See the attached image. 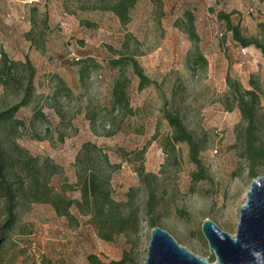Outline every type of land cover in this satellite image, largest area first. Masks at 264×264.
<instances>
[{
    "label": "rangeland",
    "instance_id": "obj_1",
    "mask_svg": "<svg viewBox=\"0 0 264 264\" xmlns=\"http://www.w3.org/2000/svg\"><path fill=\"white\" fill-rule=\"evenodd\" d=\"M101 5V0H0V60L4 54L21 64L0 84V111L21 100L30 74L26 60L34 85L31 103L15 115L25 127L6 133L3 146L13 163L15 143L56 165L50 186L72 200L80 198L77 158L85 144L94 146L87 157L109 176L111 197L119 203L130 198L140 211L139 230L105 242L86 211L73 207L68 220L48 204L22 200L15 228L0 229V264H88L89 255L104 263L125 258L126 264H145L151 219L179 246L214 262L201 225L209 219L234 236L251 184L237 141L245 125L227 77L244 90L256 89L258 146L264 149V54L253 47L242 54L219 15L264 45V0H162L161 9L138 0L126 25ZM185 12L193 15L196 48L205 64L194 63L193 45L177 26ZM131 59L148 80L143 89L131 67L109 65ZM121 76L128 80L131 113L111 109L112 87ZM37 111L44 119L34 118ZM165 113L179 116L197 146L196 162L186 143L170 144L173 131ZM13 166L17 186L20 168ZM254 168L264 176V158ZM140 169L149 177L141 180ZM4 206L0 196V227Z\"/></svg>",
    "mask_w": 264,
    "mask_h": 264
},
{
    "label": "trees",
    "instance_id": "obj_2",
    "mask_svg": "<svg viewBox=\"0 0 264 264\" xmlns=\"http://www.w3.org/2000/svg\"><path fill=\"white\" fill-rule=\"evenodd\" d=\"M102 5L100 10L111 12L117 17L121 25H126L129 21V12L138 0H101ZM152 5L161 9L162 0H149ZM184 20L179 21L177 26L187 35L189 41L194 48V63L205 64L203 56L198 52L196 44L198 43V36L195 31L194 18L190 12L183 14ZM220 18L226 21L227 31L235 42L242 48L253 47L264 54V45L260 44L252 38H246L242 35L238 25H232L229 17L220 14ZM20 63H13L8 60L6 55H1L0 60V84L4 85L6 80L13 77V70ZM25 65L30 69V74L23 87V96L21 100L12 107L0 111V196L5 201L4 217L5 220L0 229L4 232L12 231L18 221L17 209L20 202L23 200L29 204H48L52 207L54 212L61 217L68 220L72 219L70 211L73 207L79 211H86L91 219L93 226L97 231V235L105 242L113 241L117 235L133 231L137 232L140 227V211L131 203V199L126 203L116 202L111 197V190L109 184V176L105 175L102 170L95 167L94 160L88 158V151L95 149L90 144H85L82 151L77 158L79 170L77 171L76 188L79 191V200H72L63 193H57L50 186V179L58 169L56 165L50 161L30 156L26 151L20 149L15 143L13 144L14 151H17L18 184L11 180L13 173H16V166H13L12 156L4 148V140L6 133L18 131L25 127L21 120H17L15 115L20 108L29 106L34 94L33 69L30 62L26 60ZM109 65L112 68L129 66L139 79V89H143L148 80L143 75L137 62L131 60H113ZM85 68L79 70L80 79L85 76ZM61 87H65L62 80H58ZM127 84L128 80L125 76L119 77L113 84L111 91V109L112 111L129 112V101L127 98ZM227 86L230 93L235 98V105L238 109L244 128L242 130V137L237 136V141L241 142L242 152L241 157L248 162L250 167L249 179L251 182L258 177L255 171V163L264 158V149L258 146L260 137L259 124V96L256 89L244 90L241 85L227 77ZM165 120L173 131V135L169 139L171 145L174 143H186L189 147L191 159L196 162L197 146L191 141L190 136L185 132V128L177 114L165 113ZM34 118L44 119L41 111L34 113ZM85 159H82V157ZM13 163V164H11ZM107 165V162H106ZM138 175L141 180L149 177L143 173V170H138ZM154 195L152 192L148 193V212L152 213L154 210ZM151 229L156 227L153 219L149 222ZM3 239V238H2ZM213 262V258L209 260ZM88 264H126V259L120 261H112L104 263L95 255L87 256Z\"/></svg>",
    "mask_w": 264,
    "mask_h": 264
},
{
    "label": "water",
    "instance_id": "obj_3",
    "mask_svg": "<svg viewBox=\"0 0 264 264\" xmlns=\"http://www.w3.org/2000/svg\"><path fill=\"white\" fill-rule=\"evenodd\" d=\"M201 233L214 256L200 258L179 246L164 230H151L145 264H264V176L254 179L239 211L234 236L206 219Z\"/></svg>",
    "mask_w": 264,
    "mask_h": 264
},
{
    "label": "built area",
    "instance_id": "obj_4",
    "mask_svg": "<svg viewBox=\"0 0 264 264\" xmlns=\"http://www.w3.org/2000/svg\"><path fill=\"white\" fill-rule=\"evenodd\" d=\"M244 51H245V49H243V48H242V49H241V52H242V54H244V53H245Z\"/></svg>",
    "mask_w": 264,
    "mask_h": 264
}]
</instances>
